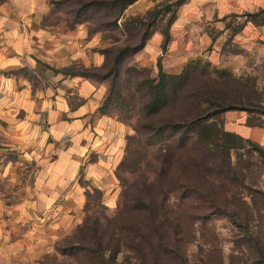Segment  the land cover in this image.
<instances>
[{"label":"crops","instance_id":"obj_1","mask_svg":"<svg viewBox=\"0 0 264 264\" xmlns=\"http://www.w3.org/2000/svg\"><path fill=\"white\" fill-rule=\"evenodd\" d=\"M46 2L0 0V217L12 213L18 226L21 218L35 224L37 213L74 211L83 202L80 180L110 194L130 132L122 120L99 110L105 84L39 70L37 59L65 65L69 54H83L79 47L69 50V36L76 38L78 32L69 35L61 29L56 38L55 30L40 22ZM203 5L215 13L214 20L200 15ZM259 9L264 0H188L171 24L165 48L156 30L143 51L160 56L169 73L198 58L229 67L233 57H264V20L245 15ZM231 111L237 109L225 112ZM240 116L235 123H223L224 129L264 145V127ZM4 183L11 188L4 189ZM5 227L0 223L1 246Z\"/></svg>","mask_w":264,"mask_h":264},{"label":"rangeland","instance_id":"obj_2","mask_svg":"<svg viewBox=\"0 0 264 264\" xmlns=\"http://www.w3.org/2000/svg\"><path fill=\"white\" fill-rule=\"evenodd\" d=\"M108 2L109 0H49L48 4L46 2L40 22L55 30L56 38H59L61 29L67 30L69 35L78 32L76 38L69 36V50L79 47L82 49L80 53L83 54L78 58L69 54V62L65 65L37 59L39 62L37 66L41 71L44 68L50 69L54 75H79L105 84L107 94L102 99L103 110L126 123L130 127L127 135H132L137 131L138 121L145 120L141 102L146 93L143 89H137L136 83L143 77L156 75L157 61L160 60L161 63V57L150 55L143 51V47L138 50L126 48L120 53L118 62L114 57L123 47L138 43L145 33V24H135L138 17L145 18L144 23H147L151 19L147 12L151 9L158 11L148 32L154 29L165 32L170 29L188 0H135L127 5L118 17H115L113 10L108 7ZM208 8L210 7L204 6V11L200 15L207 17L208 20H214L216 15ZM232 18L236 20L234 15ZM257 19L264 20V14L258 15ZM56 38L53 41L58 40ZM55 45L53 43V48ZM231 49L235 51L234 47ZM241 57H243L242 60L239 59L241 62L234 60L233 57L229 67L200 59L202 62H208L209 69L224 68L248 86L244 89L249 91L250 97L244 101L249 110L223 112L219 119L221 124L239 121L241 113L245 115L246 121L250 119L251 124L264 127V57L254 54H244ZM115 87L117 88L113 91H119L122 96L118 98V102L115 99V92H109ZM192 87L193 85H188L186 93ZM109 93L110 96L107 97ZM178 97H184V93ZM173 107L166 109L164 113H175L179 105ZM238 142L240 147H232L230 150L233 170L231 177L235 181L229 185L228 197L231 199L236 197L245 202L250 212L249 227L253 231L261 230L264 237V147L259 149L255 142L247 137H242ZM164 145L162 141L148 143L144 139L140 140V144L133 142L131 147L138 149L139 154L137 163L131 160L129 154L126 160L124 159V149L123 157L115 167L114 190L106 196L100 189L80 180L85 186L83 202L77 204L76 209L72 208L74 211L49 213L46 216L37 213L35 224L21 218L19 226L16 225L12 213L4 214V217H0L3 218L0 219V223L6 225L3 231L4 244L0 245V264H100V257L94 251L99 236H102L104 259L107 264H136L135 252L129 247L122 246L119 250H113L115 240L110 218L117 211L123 200L121 197L123 190L128 185H139L144 182L145 176H148L147 179L152 177L151 170L158 166L160 151L164 150L159 148ZM2 187L7 190L11 185L4 183ZM169 200H173V196H170ZM202 225L211 229L213 234L207 236L206 233L188 242L186 247L188 264H197L196 253H199V247L206 251L211 243L220 249L223 264H250L247 248L239 244L238 237L241 231L229 215L215 212L206 218Z\"/></svg>","mask_w":264,"mask_h":264},{"label":"trees","instance_id":"obj_3","mask_svg":"<svg viewBox=\"0 0 264 264\" xmlns=\"http://www.w3.org/2000/svg\"><path fill=\"white\" fill-rule=\"evenodd\" d=\"M134 1L109 0L107 5L118 17ZM147 14L151 15L147 23L143 17L135 21L136 25L145 24V33L134 46L123 47L114 57L116 62L126 48H142L156 31L148 32L158 11L151 9ZM260 14H264V9L245 13L252 17ZM160 32L164 49L170 32ZM208 65L198 58L186 62L179 72L169 73L162 69L158 60L156 75L143 77L136 83L137 89L146 93L141 102L145 120L138 121L135 134L126 136L124 159L129 154L137 163L139 154L138 149L131 147L133 142L140 144L144 139L148 143H165L159 148L164 150L160 151L158 166L151 170L152 177L147 179L145 176L139 185H128L121 195L123 200L110 218L115 240L113 250L129 247L135 252L136 264H188V242L206 233L207 236L213 234L202 223L215 212L229 215L236 223L241 231L239 244L247 248L250 264L264 263L262 231H253L249 227L250 212L245 202L228 197L229 185L235 181L231 177L230 150L240 147L238 140L243 136L224 129L219 120L227 110H249L244 101L250 97L249 91L244 89L248 86L228 70L209 69ZM188 85L193 87L186 93ZM116 88L109 92H115L118 102L122 96L119 91H113ZM182 93L184 97H178ZM103 102L99 110L107 113L103 110ZM177 104L175 113H164ZM247 121L251 123L250 119ZM249 140L259 149L264 147ZM170 196H173L171 201ZM98 240L94 251L100 257L99 263L107 264L102 236ZM196 256L197 264H223L220 249L212 243L206 251L199 247Z\"/></svg>","mask_w":264,"mask_h":264}]
</instances>
